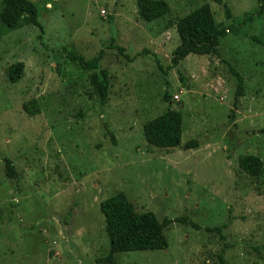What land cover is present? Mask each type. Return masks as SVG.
<instances>
[{
  "label": "rangeland",
  "instance_id": "1",
  "mask_svg": "<svg viewBox=\"0 0 264 264\" xmlns=\"http://www.w3.org/2000/svg\"><path fill=\"white\" fill-rule=\"evenodd\" d=\"M29 1L42 31L28 16L14 30L0 24V264H103L109 239L99 205L117 192L159 221L186 218L164 229L166 249L118 253L117 264H264V250L254 249L264 244V13L255 14L256 1L222 0L227 19L210 0H164L169 12L151 22L136 0ZM203 4L227 29L218 53L189 54L166 69L177 19ZM245 14L253 20L243 22ZM100 50L110 82L104 104L93 71L67 58ZM16 62L23 76L11 83ZM229 68L243 78L237 106ZM32 99L39 112L29 116L23 104ZM170 108L182 114L180 144L153 147L142 126ZM191 140L197 148L184 149ZM244 155L261 159L258 176L239 167ZM223 225V239L206 230Z\"/></svg>",
  "mask_w": 264,
  "mask_h": 264
},
{
  "label": "trees",
  "instance_id": "2",
  "mask_svg": "<svg viewBox=\"0 0 264 264\" xmlns=\"http://www.w3.org/2000/svg\"><path fill=\"white\" fill-rule=\"evenodd\" d=\"M3 8L0 11V24L8 30L19 27L24 16L29 17L33 26L40 27L37 21V9L29 0H2ZM221 5L227 19H230L228 6L222 0H210ZM258 8L255 14L264 13V0H255ZM137 11L140 19L151 22L164 17L169 12V5L164 0H136ZM253 20V15L245 14L243 22ZM179 43L171 53L170 64L166 69L176 68L189 54L211 55L218 53L219 41L227 33V29L219 28L214 20L210 6L203 4L195 10L178 18L175 24ZM117 50L122 53L121 48ZM103 50L91 59L83 56L68 54L70 61H78L79 66L84 71H93L90 76V84L97 95L98 101L104 104L108 99L110 82L105 69H99V62L102 59ZM162 72L166 70L159 65ZM230 73L237 81L235 90L234 106H237L238 97L244 95L243 78L232 68ZM8 79L11 83H16L23 76V64L16 62L8 67ZM180 79H184L180 75ZM164 100L170 99L166 92L163 94ZM23 110L33 116L39 112V107L35 100H29L23 104ZM142 134L145 141L153 147L168 149L180 144L182 135V114L179 109L170 108L164 113L147 121L142 126ZM197 140H191L184 144V149L197 148ZM239 167L250 176H258L261 172L262 161L258 156L244 155L238 159ZM6 175L10 178L16 176L12 164L6 162ZM100 212L105 221V232L109 239V250L106 256L99 258L98 263L117 264L115 255L118 253L164 250L168 247L164 229L175 221H185L186 218H176L174 220L163 219L159 221L156 216L149 211L138 212L133 204L127 199L123 192H117L111 197L101 201ZM225 227L206 228L207 231L216 232L221 235V229ZM255 251L264 250V244L255 247Z\"/></svg>",
  "mask_w": 264,
  "mask_h": 264
},
{
  "label": "built area",
  "instance_id": "3",
  "mask_svg": "<svg viewBox=\"0 0 264 264\" xmlns=\"http://www.w3.org/2000/svg\"><path fill=\"white\" fill-rule=\"evenodd\" d=\"M173 98H174L175 100H177V99H178V96H177V95H173Z\"/></svg>",
  "mask_w": 264,
  "mask_h": 264
}]
</instances>
